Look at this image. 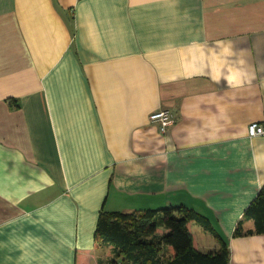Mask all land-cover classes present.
Returning <instances> with one entry per match:
<instances>
[{
	"label": "crops",
	"instance_id": "0c3cea01",
	"mask_svg": "<svg viewBox=\"0 0 264 264\" xmlns=\"http://www.w3.org/2000/svg\"><path fill=\"white\" fill-rule=\"evenodd\" d=\"M162 108L166 132L149 120ZM252 121L264 0H0V264H99L102 208L180 204L230 264H264V233L233 236L264 188Z\"/></svg>",
	"mask_w": 264,
	"mask_h": 264
},
{
	"label": "trees",
	"instance_id": "16d2710c",
	"mask_svg": "<svg viewBox=\"0 0 264 264\" xmlns=\"http://www.w3.org/2000/svg\"><path fill=\"white\" fill-rule=\"evenodd\" d=\"M245 218L253 219V228H244ZM191 221L198 222L216 237L215 250L202 251L196 247L189 228ZM260 233H264V188L245 208L233 236ZM95 243L108 245L107 259L99 264H230L228 240L207 216L184 204L130 212L102 208L95 228Z\"/></svg>",
	"mask_w": 264,
	"mask_h": 264
},
{
	"label": "built area",
	"instance_id": "2783aa9c",
	"mask_svg": "<svg viewBox=\"0 0 264 264\" xmlns=\"http://www.w3.org/2000/svg\"><path fill=\"white\" fill-rule=\"evenodd\" d=\"M149 120L152 123L158 124L161 132H166L168 126L174 123L175 115L170 108H162L152 112L149 115ZM247 130L250 136L263 135L264 124L257 121H252L248 124Z\"/></svg>",
	"mask_w": 264,
	"mask_h": 264
},
{
	"label": "rangeland",
	"instance_id": "374dc122",
	"mask_svg": "<svg viewBox=\"0 0 264 264\" xmlns=\"http://www.w3.org/2000/svg\"><path fill=\"white\" fill-rule=\"evenodd\" d=\"M163 207H166V206H163ZM196 222V221H195Z\"/></svg>",
	"mask_w": 264,
	"mask_h": 264
}]
</instances>
